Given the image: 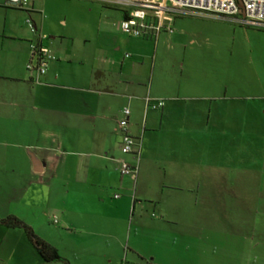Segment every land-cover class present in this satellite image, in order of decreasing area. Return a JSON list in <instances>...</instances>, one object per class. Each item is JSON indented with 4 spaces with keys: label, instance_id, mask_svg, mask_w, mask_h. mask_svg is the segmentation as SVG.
Returning <instances> with one entry per match:
<instances>
[{
    "label": "crops",
    "instance_id": "1",
    "mask_svg": "<svg viewBox=\"0 0 264 264\" xmlns=\"http://www.w3.org/2000/svg\"><path fill=\"white\" fill-rule=\"evenodd\" d=\"M89 1L29 0L26 10L9 7L5 0H0V11L6 13L0 15V218L13 216L23 221L68 262L89 250L97 251L100 238L109 249L124 246L120 231L128 227L131 230L133 218L140 220L149 212L145 206L150 207L154 216L161 214V219L176 225L171 217L182 208L184 196L192 206H197L201 185L205 184L202 196L209 200L213 189H206L217 180L216 169L234 163L229 159L217 165L209 122L232 113L216 112L212 103L242 100L238 96L227 97L225 88L224 94L218 96L214 84L200 88L169 82L162 76L155 86L151 80L146 89L148 72L143 51L123 50L120 45L108 49L99 41V5L109 10L108 4L112 3ZM71 2L84 6L91 15L83 22L88 28H80V34L75 36L65 31L66 19L60 20L62 29L47 24L60 13L58 8L63 3ZM48 5L52 10L47 12ZM11 8L27 14L34 23V38L25 35L22 25L14 24V19L8 17ZM127 11H121L120 21ZM92 17H97L98 24ZM107 19L119 29L118 20ZM175 19V30L170 33L174 40L180 38L185 49L195 46L200 39L194 30L202 35L214 34L219 22H225L209 16ZM23 20L24 16L20 18ZM182 21L195 23L193 30ZM39 33L47 35L43 44L55 57L41 76L27 69L31 62L30 44L37 41ZM103 36L109 41V33ZM158 36L150 30L135 43L150 48L151 37ZM127 52L133 57H128ZM177 65L182 75L184 61ZM199 94L202 96H195ZM147 100L163 101L164 106L152 109ZM192 100L209 103L206 111L196 113L209 128L202 145L207 144V159L200 160L201 149L195 137L191 156H199L195 161L191 159L190 181L184 186V167L178 160L182 148L177 145V137L183 133L177 126L181 116L170 109L174 104ZM123 108L130 111L126 130L138 143L130 155L121 152L123 130L119 123ZM203 152L204 149L202 156ZM120 161L137 167L135 177L121 175ZM238 162L240 175L233 177L235 171L230 169L232 181L245 184L259 177L258 163L253 161L249 165L245 153L239 155ZM136 228L137 232L142 231L140 224ZM48 229L57 238L51 237ZM44 230L47 232H41ZM14 231L3 233L11 235ZM74 234L85 236L81 245L72 239ZM129 250L124 257L117 256L118 264H153L151 254L142 248L132 246Z\"/></svg>",
    "mask_w": 264,
    "mask_h": 264
},
{
    "label": "rangeland",
    "instance_id": "2",
    "mask_svg": "<svg viewBox=\"0 0 264 264\" xmlns=\"http://www.w3.org/2000/svg\"><path fill=\"white\" fill-rule=\"evenodd\" d=\"M55 5L57 6V3ZM108 6L109 10H103L99 5V24L97 17H92L102 34L99 41L108 49L120 45L123 50L128 48L143 51L145 70L148 72L146 89L151 80L155 86L162 76L169 82H182L184 85L189 83L200 88L214 84L218 96L224 94L225 88L227 97L238 96L242 99L212 103L214 111L230 112L232 116L211 118L210 129L205 127L206 120L196 116V113L206 111L208 102L192 100L171 107L172 112L181 116L177 120V126L183 133L177 137V145L182 148L178 160L184 167L183 185L186 186L190 181L188 165L190 169V148L195 137L201 149L200 160L207 159V144L202 146L206 140L203 136H207V129L211 131L210 137L214 138L217 165L225 164L229 159L234 163L231 167L228 165L216 169L217 180L206 189H213L209 200H204L202 196L205 184L201 185L197 206H192L184 196L182 208L171 217L176 220V225L161 219V214L154 216L150 207L145 206L149 212L144 213L140 220L137 217L133 218L134 220L129 219L132 220L131 230L128 227L129 231H120L122 236L119 237H122L124 246L109 249L104 245L105 240L100 238L97 251L89 250L84 256L73 258L69 261L70 264H118L117 256L124 257L132 246L151 254L149 259H153V264H264V30L244 28L227 21L219 22L214 34L202 35L194 30L196 38L199 36L200 39L197 38L195 46L186 49L180 38L174 40L171 33L162 30L157 39L151 37L149 48L135 43V39H144L145 35L134 37L126 34L107 19L121 22V11L130 8L119 3ZM46 7L47 12L52 10L51 6ZM25 9L29 10L27 7ZM58 9L60 13L50 18L47 24L52 23L62 29L60 20L66 19L65 31L74 36L79 35L83 27L88 28L89 25L83 22H87L91 15L84 6L71 2L63 3ZM9 10L11 11H8L7 15L14 19V24L22 25L24 34L34 38L27 24V14H21L12 8ZM0 15L3 17L6 13L0 11ZM61 15H64V18ZM92 15L98 16L95 13ZM22 16L23 22L20 21ZM175 18L172 15L167 16L166 27L169 25L175 30L172 23ZM108 22L112 25L109 26ZM182 23L192 28L190 30H193L192 26L195 25L188 21ZM106 33H109V41L103 38ZM33 42H36V39ZM127 55L133 57L129 52ZM181 61L185 63L182 75L177 65ZM234 112H241L243 115L236 117ZM163 134L164 132L161 133ZM243 153L247 155L249 165L253 161L258 163L259 172V177L248 181L246 185L237 182L238 180L232 181L229 176L230 169L235 171L233 177L240 175L238 157L243 156ZM197 156L199 155L193 154L194 161ZM224 178L226 179L223 180ZM228 179L232 183L226 184ZM138 224L142 227L140 232L136 231ZM0 229V264H47L27 242L22 231L4 227ZM3 231L14 233L8 235ZM41 232L45 233L47 230ZM41 232L38 234H42ZM51 237L57 238V234H52ZM84 237L82 234H74L72 239L81 245L80 241L86 239Z\"/></svg>",
    "mask_w": 264,
    "mask_h": 264
},
{
    "label": "built area",
    "instance_id": "3",
    "mask_svg": "<svg viewBox=\"0 0 264 264\" xmlns=\"http://www.w3.org/2000/svg\"><path fill=\"white\" fill-rule=\"evenodd\" d=\"M29 0H5L9 7L24 9ZM110 3H119L130 8L127 16L119 24V29L134 37L146 35L154 30L158 35L162 30L172 32L168 25L167 16H209L219 20L232 22L244 28H256L264 30V0H108ZM28 27L32 33L37 29L29 19ZM48 37L44 34L37 35V41L30 44L31 62L27 65L29 71L37 75H44L49 63L55 60L54 55L43 44ZM148 107L160 109L164 106L163 101L152 102L147 100ZM130 111L123 108V119L119 126L123 130L121 135V152L130 155L138 146L137 141L131 137L126 128ZM120 173L123 176H134L137 167H132L124 161H120ZM118 198V196H116Z\"/></svg>",
    "mask_w": 264,
    "mask_h": 264
},
{
    "label": "trees",
    "instance_id": "4",
    "mask_svg": "<svg viewBox=\"0 0 264 264\" xmlns=\"http://www.w3.org/2000/svg\"><path fill=\"white\" fill-rule=\"evenodd\" d=\"M126 14L127 13L125 12L124 15L127 16ZM0 227H4L9 230L22 231L27 242L33 247L34 251L44 262H61L63 264H69L67 260L63 259L59 255L58 251L54 247L38 238L31 227H29L26 223L19 220L18 218L8 216L6 218L0 219Z\"/></svg>",
    "mask_w": 264,
    "mask_h": 264
},
{
    "label": "water",
    "instance_id": "5",
    "mask_svg": "<svg viewBox=\"0 0 264 264\" xmlns=\"http://www.w3.org/2000/svg\"><path fill=\"white\" fill-rule=\"evenodd\" d=\"M16 9H18V8H16Z\"/></svg>",
    "mask_w": 264,
    "mask_h": 264
}]
</instances>
